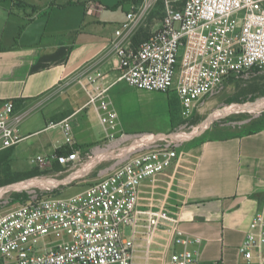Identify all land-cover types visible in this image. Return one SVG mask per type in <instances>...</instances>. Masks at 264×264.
Returning <instances> with one entry per match:
<instances>
[{
    "label": "built area",
    "instance_id": "1",
    "mask_svg": "<svg viewBox=\"0 0 264 264\" xmlns=\"http://www.w3.org/2000/svg\"><path fill=\"white\" fill-rule=\"evenodd\" d=\"M161 7V27L149 39L134 42L136 26ZM87 8L86 14L91 15ZM118 82L144 93L175 95L184 118L206 97L231 79L264 69V0H144L116 31ZM102 75L82 83L90 108L107 139L131 137L121 129L118 110ZM22 116L13 100L0 106V151L13 149L22 138ZM60 127L65 145H74L73 127ZM170 138V137H169ZM180 143L168 139L123 157L87 189L66 198L32 200L0 213V261L3 264H135L138 235L150 264L151 247L165 232L177 245L199 243L185 237L168 212L140 209L142 188L179 159ZM80 154L55 156L66 168H76ZM38 167L44 157L31 161ZM130 229V233H127ZM247 263L264 264V200L240 246ZM164 264H201L197 251H172Z\"/></svg>",
    "mask_w": 264,
    "mask_h": 264
},
{
    "label": "crops",
    "instance_id": "2",
    "mask_svg": "<svg viewBox=\"0 0 264 264\" xmlns=\"http://www.w3.org/2000/svg\"><path fill=\"white\" fill-rule=\"evenodd\" d=\"M0 3L4 7L0 9V106L13 100L23 118L18 129L22 140L11 150V157L29 158L33 168L32 159L44 157L47 163L41 169L54 173L59 167L54 165L55 156L73 151L81 156L107 139L104 133L98 137L91 133L89 144L81 145L77 138L74 145H65L62 136L45 134L63 121L76 126L85 117L88 99L82 83L89 77L100 74L105 83L113 84V101L120 95L117 88L123 82L114 84L120 76L116 31L144 0ZM87 8L92 9L91 15L86 14ZM152 9L136 26L134 42L149 39L161 27V20L147 22L159 6ZM76 92L83 94V101L73 96ZM210 128L195 142L180 144L179 159L142 188V211L168 212L185 237L200 241L177 245L161 231L151 247L150 264H164L172 251L183 249L197 251L201 264H258L247 263L239 249L264 200V126L223 137ZM103 152L97 150L93 157ZM144 225L142 221L135 264H144L147 257Z\"/></svg>",
    "mask_w": 264,
    "mask_h": 264
},
{
    "label": "rangeland",
    "instance_id": "3",
    "mask_svg": "<svg viewBox=\"0 0 264 264\" xmlns=\"http://www.w3.org/2000/svg\"><path fill=\"white\" fill-rule=\"evenodd\" d=\"M0 9H4L1 3ZM153 17V20L147 22L155 24L162 19L157 13H154ZM117 91L120 95L113 98L120 115L121 129L131 137L117 141L109 138L96 143L98 146L95 150L83 152L79 156L76 168H66L54 160V165L59 167H55L54 173H51L38 166L31 167L29 158L13 160L11 150L0 151V190L3 189L0 194V213L13 210L32 200L73 196L97 182L123 157L138 149L164 143L167 139L180 144L185 142L187 145L201 138L209 127L216 129L218 137H223L251 132L264 126V106L257 110L246 107L264 101V69L226 81L218 92L204 98L187 119L182 115L180 102L175 95L167 97L160 93H144L126 83L120 84ZM73 96L83 101L82 93L76 92ZM208 104L210 106L207 107ZM84 111L85 117L76 122V126H72L74 137L76 140L79 138L81 145L84 142L89 144L87 141L93 138L88 137L91 133L94 137L102 133L106 135L94 112L90 108ZM194 128H197L194 132L196 135L190 138L171 137L173 133ZM161 134L166 135L162 140H153L146 146L131 147L141 136ZM45 135H55L56 138L62 136L64 141L60 127ZM97 150L104 151L105 156L98 157L92 163ZM124 150L128 151L123 152ZM82 163L84 165L80 167ZM79 176L81 178H76ZM65 180L67 181L64 182ZM42 181L59 183L44 185L40 183ZM20 184L26 185L21 189L6 190ZM127 233H130V229H127ZM0 264L3 262L0 261Z\"/></svg>",
    "mask_w": 264,
    "mask_h": 264
},
{
    "label": "bare ground",
    "instance_id": "4",
    "mask_svg": "<svg viewBox=\"0 0 264 264\" xmlns=\"http://www.w3.org/2000/svg\"><path fill=\"white\" fill-rule=\"evenodd\" d=\"M261 106H264V101L263 102H260V103H258V104H255V105H249V106H246L247 108H249V109H259ZM219 114H221L220 112H219ZM225 114V113H224ZM223 113H222V115H224ZM219 116V115H218ZM195 130H197V128H194L193 130H181V131H179V132H176V133H173L172 134V136L171 137H174V138H190V137H192V136H194V135H196L194 132H195ZM166 137V135H164V134H161V135H157V136H155V135H145V136H141V137H139L138 139H136V141L132 144V146L131 147H137V146H141V145H143V146H146L147 144H149L151 141H153V140H162V139H164ZM126 151H128V150H124L123 152H126ZM102 155L101 156H105V154L104 153H101ZM107 155V154H106ZM100 156V157H101ZM96 157V156H95ZM98 159V157L97 158H95V160L94 161H92V163L93 162H95L96 160ZM95 164V163H94ZM67 180H65L64 182H66ZM36 182V181H35ZM40 183H42V184H46V185H50V184H58L59 182H45V181H42V182H40ZM26 184H28V183H26ZM26 184H20V185H17V186H14V187H10V188H8V189H6V190H16V189H21V188H23V186H25ZM41 184V185H42ZM36 185V184H35ZM37 186V185H36ZM2 191H3V189H1L0 190V194L2 193Z\"/></svg>",
    "mask_w": 264,
    "mask_h": 264
},
{
    "label": "trees",
    "instance_id": "5",
    "mask_svg": "<svg viewBox=\"0 0 264 264\" xmlns=\"http://www.w3.org/2000/svg\"><path fill=\"white\" fill-rule=\"evenodd\" d=\"M155 13L160 14V16L162 18V11H161V7L160 6H159V9H156ZM251 132H253V131H251ZM9 150H12V149H9Z\"/></svg>",
    "mask_w": 264,
    "mask_h": 264
}]
</instances>
